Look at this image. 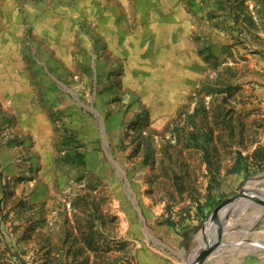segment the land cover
<instances>
[{"label":"rangeland","instance_id":"1","mask_svg":"<svg viewBox=\"0 0 264 264\" xmlns=\"http://www.w3.org/2000/svg\"><path fill=\"white\" fill-rule=\"evenodd\" d=\"M34 3L68 48L0 78V264H188L264 191V0ZM224 224L203 264H264V206Z\"/></svg>","mask_w":264,"mask_h":264},{"label":"crops","instance_id":"2","mask_svg":"<svg viewBox=\"0 0 264 264\" xmlns=\"http://www.w3.org/2000/svg\"><path fill=\"white\" fill-rule=\"evenodd\" d=\"M35 1L48 0H0V78H7L18 68L15 75L19 80H26L29 52L37 53L36 62L43 64L44 61L37 57L42 59L45 55V40H52L58 52H66L68 48V29L66 22L61 21L63 16L46 10L42 3L35 4ZM35 15L40 22L32 21ZM99 19L97 14V24ZM20 88V94L24 93L26 87L21 84Z\"/></svg>","mask_w":264,"mask_h":264},{"label":"water","instance_id":"3","mask_svg":"<svg viewBox=\"0 0 264 264\" xmlns=\"http://www.w3.org/2000/svg\"><path fill=\"white\" fill-rule=\"evenodd\" d=\"M242 200H244L241 204L242 206L255 202H260V204L264 206V191L241 188L238 193L221 202L213 211H211L206 217L202 230L207 223L209 228H213V234L210 235V237L203 239L202 247L198 246L195 248L196 253L191 259L188 257V264H203L209 257L222 251L221 247L223 246V243L220 239L222 226L229 213L233 209H236L235 205ZM257 242L260 244L264 241ZM251 243L252 244L250 245H253L254 242ZM256 248H262V246H257Z\"/></svg>","mask_w":264,"mask_h":264},{"label":"bare ground","instance_id":"4","mask_svg":"<svg viewBox=\"0 0 264 264\" xmlns=\"http://www.w3.org/2000/svg\"><path fill=\"white\" fill-rule=\"evenodd\" d=\"M257 177V176H256ZM248 187H250V185H247V188ZM261 190H263V189H261ZM244 200H242V201H240L238 204H236L235 205V208H240L241 207V204H242V202H243ZM233 210H235V209H233ZM240 210V209H239ZM241 211V210H240ZM232 221V220H231ZM234 223H235V221H233V222H231V223H227L226 225H225V227L227 226V229H225L226 231H230L231 229H233L234 228ZM213 234V228H209V226H208V224L206 223L205 224V228L202 230V232L196 237V240H197V242H198V246L199 247H202V245H203V239H205V238H208V237H210V235H212ZM197 246V247H198ZM196 253V251L195 250H193L192 251V254H191V256L189 257V259H191L193 256H194V254ZM198 253V252H197Z\"/></svg>","mask_w":264,"mask_h":264},{"label":"trees","instance_id":"5","mask_svg":"<svg viewBox=\"0 0 264 264\" xmlns=\"http://www.w3.org/2000/svg\"><path fill=\"white\" fill-rule=\"evenodd\" d=\"M242 160V157H241V155L238 153L237 154V164H240V161ZM262 163L264 164V156H263V158H262ZM220 204V203H219ZM217 206V205H216ZM215 206V207H216ZM214 207V208H215ZM213 210V209H212ZM210 212H211V210H210Z\"/></svg>","mask_w":264,"mask_h":264}]
</instances>
